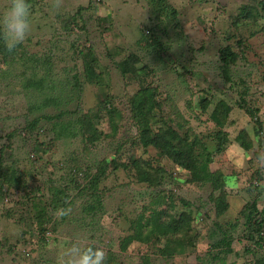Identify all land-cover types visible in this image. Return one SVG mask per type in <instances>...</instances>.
Masks as SVG:
<instances>
[{"label":"rangeland","instance_id":"obj_1","mask_svg":"<svg viewBox=\"0 0 264 264\" xmlns=\"http://www.w3.org/2000/svg\"><path fill=\"white\" fill-rule=\"evenodd\" d=\"M256 2L63 0L60 9L51 7L52 0L31 3L29 36L8 63L0 59V264H56L68 238L103 247L120 264L264 263V245L255 247L245 234V224L264 207V190L249 187L264 180V169L255 156L257 125L245 109H258L264 133V17L236 20L242 7ZM7 3L0 0V12ZM225 45L238 53L226 72L218 57ZM127 58L138 61L137 67L146 65L145 74H123ZM91 69L90 82L85 73ZM142 83L156 87L160 117L177 124L180 134L211 151L221 147L213 152L210 169L237 177L241 185L239 191L225 188L229 207L223 215H215L210 183L188 182V171L136 140L128 99ZM202 95L211 99L206 112L198 105ZM220 99L231 107L222 127L225 144H218L219 127L208 118ZM106 107L117 111L116 131ZM86 113L101 131L96 140L80 131ZM242 131L248 148L241 144ZM130 158L138 160V168ZM103 159L116 163L104 164L105 174L92 188L89 179ZM147 163L164 170L160 186L138 174ZM57 188L66 193L65 208L72 209L60 219L55 212L61 206L51 204ZM43 204L44 228L35 217ZM160 209L191 210L192 234L198 236L192 252L163 254L153 229L137 231L140 215ZM236 218L233 227L229 221ZM224 232L231 251L214 244Z\"/></svg>","mask_w":264,"mask_h":264},{"label":"trees","instance_id":"obj_2","mask_svg":"<svg viewBox=\"0 0 264 264\" xmlns=\"http://www.w3.org/2000/svg\"><path fill=\"white\" fill-rule=\"evenodd\" d=\"M153 1L159 3L161 0ZM28 2L31 4L32 2H36V0H28ZM159 8L161 9L160 6ZM260 17H264V0H257L256 5H252L251 7H242L236 20H239V18L240 20L250 18L252 21L256 22ZM261 26L264 28V25ZM151 40L155 47L162 48L155 37L152 36ZM240 42L241 40L238 41V45H240ZM218 51L220 68L226 72L227 68L231 66L230 64L236 63L238 53L234 51L230 45H225ZM11 58L12 56L4 48L3 42L0 41L1 62L8 63ZM122 62L123 65H121V69L123 74L131 71L138 73L146 69V65L137 67L136 64L138 61L136 62L134 58L133 60H129L127 58V61L124 59ZM143 73L145 74L144 71ZM85 78L90 82L95 79L93 69L85 73ZM156 92V87L147 83H142L135 93H133V95H131L128 99V105L131 112L130 117L137 134L136 140L143 148H147L149 146L156 148L160 157H166L176 166L188 171V182L197 184H204L206 182L210 183L212 189L210 193V200L213 203L215 215H223L229 207L225 191L226 178L222 171L210 169L213 152L221 150V147L218 145L216 151H211L207 145L202 144L199 146L200 143L196 138L190 139L187 135L180 134L177 130V124L172 125L166 119L160 117L159 110L162 108V104L158 101ZM210 100L211 99L207 97V95L200 96L198 105L201 112H206V109L210 104ZM245 109L249 113L250 118H252V120L256 123L257 133H260L262 130V122L257 115L258 109L253 107H245ZM105 111L110 115L108 119L110 129L112 131H116L118 123L113 120L112 116L114 114L117 115V111H113L107 107ZM230 111V105L220 99L208 113V118L219 127L217 133L215 134L218 144L226 143L227 138L223 134L224 130L222 127L226 123ZM93 115L97 114L94 113ZM91 118L92 117L89 113H86V115L83 114L82 119L79 120V123H82L80 131L85 137L96 140L100 136L101 131L96 128L95 123ZM35 123L36 120L34 119L29 121L28 127L33 128ZM185 132L187 133V130ZM241 134L244 135L242 136L244 140L241 144L245 148H248L249 140L246 139L245 131H242ZM130 159L131 164L134 165L137 163L136 167L138 168V160L135 158ZM111 163L114 164L116 162L114 159L111 161L103 159V165L96 172V176L89 179V185L92 186V188L96 187L101 176L105 174V169L103 168L104 164L109 165ZM143 169L144 170L138 169V174L142 175L141 179L149 182L150 186H152V184H156V187L160 186V177L158 176L163 178L164 170L159 166L153 167L151 163H147V166ZM10 172L13 174L14 171H11L10 169ZM80 191L82 192L84 189L81 188ZM169 194H163V196L167 198ZM52 196L54 198V200L51 201L52 208L56 209L58 206L65 207L67 196L63 189H55ZM182 202L184 205H188L187 201ZM247 206L248 205L243 206L241 214L245 213ZM46 211L47 208L45 207V204H43V207L38 211V213L36 212L37 215L35 214L37 223L39 222V226H41L42 221L45 220ZM164 213L165 212L160 209V211L150 210L146 217L140 215L135 224L137 231H147L148 233L151 229H153L155 236L157 235V238L163 242L162 247L160 248V252L163 254L172 255L173 253L184 254L192 252L195 248L198 236L197 233L192 234L193 230L191 225L193 216L191 215V210L187 209L183 211L182 214L177 212L167 214ZM143 217L144 219H142ZM236 221L237 218L234 219L233 222L229 221V224L234 227L236 226ZM249 222L250 223L245 224L246 237L249 240H252L255 247H262L264 245V207L256 211L252 220ZM41 227L44 228L43 226ZM230 240V237L226 235V232H224L220 239L215 241L214 244H226L227 246L223 249V251H231ZM259 263L261 264L260 260ZM105 264H120V262L117 260V257L108 253ZM219 264H224L223 260H221Z\"/></svg>","mask_w":264,"mask_h":264},{"label":"clouds","instance_id":"obj_3","mask_svg":"<svg viewBox=\"0 0 264 264\" xmlns=\"http://www.w3.org/2000/svg\"><path fill=\"white\" fill-rule=\"evenodd\" d=\"M63 0H52L51 7L60 9ZM32 28V10L28 0H8L5 9L0 12V41L8 53L15 51L29 36ZM252 137L257 145L255 154L257 165L264 169V133L252 131ZM243 151V150H242ZM247 156V153H245ZM225 186L232 191H239L241 185L237 177H228ZM249 187L264 190V180H255ZM71 207H61L55 212L57 219L71 214ZM61 251L56 264H105L107 253L103 247L86 243L83 238H68L62 241Z\"/></svg>","mask_w":264,"mask_h":264}]
</instances>
